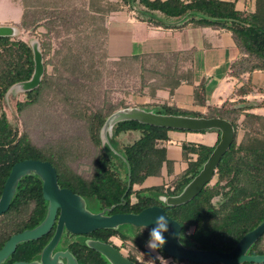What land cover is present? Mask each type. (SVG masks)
<instances>
[{
  "label": "trees",
  "instance_id": "1",
  "mask_svg": "<svg viewBox=\"0 0 264 264\" xmlns=\"http://www.w3.org/2000/svg\"><path fill=\"white\" fill-rule=\"evenodd\" d=\"M237 0H19L22 14L12 25L17 32L0 36V195L11 167L18 161H48L55 168L62 186L83 198L95 199L99 210L108 214L138 213L150 206H161L181 225L180 241L186 247L228 252L250 230L264 220V98H243L264 93L251 83L254 71H264V0H254L252 8H236ZM130 7L143 18L166 27L192 23L228 30L238 48L227 75L240 83L220 105L208 104L206 80L193 83V50L140 55L108 56V14ZM38 43L43 73L39 84L22 90L19 83L34 72L32 43ZM192 85L193 102L205 108L202 113L178 107L171 100L156 97L158 90L172 95L181 85ZM14 87L22 93L15 103L13 123L3 109V98ZM146 97L141 105L134 97ZM229 98H235L231 101ZM140 107L160 114L219 117L229 121L235 132L233 143L223 154L212 183L187 203L172 206L161 196L178 194L202 169L215 145L180 142L185 167L174 172L168 158L171 132L190 130L158 127L136 120L114 124L109 142L125 137L121 156L127 171L122 176L113 160L101 128L109 115L126 107ZM30 114V115H29ZM41 115L56 127L50 136L30 132L25 119ZM41 119V118H40ZM201 130L199 132H205ZM193 132V131H192ZM196 132V131H194ZM41 137V139H38ZM76 157H84L80 168ZM88 158V159H87ZM81 162V161H80ZM172 177L166 182L144 186L149 178ZM138 185V189H134ZM47 212L42 181L36 174L23 176L8 210L0 215V248L15 233L37 226ZM97 229L73 238L67 232L64 244L78 264H110L85 239H95L126 248L127 257L137 264H196L177 260L162 249L157 255L146 248L149 230L138 227L144 241L138 243L120 229ZM53 230L34 240L20 243L15 259L37 258ZM114 238L120 244L114 243ZM66 239V241H65ZM264 255V233L247 251ZM145 256L143 260L139 255ZM162 260H169L163 262ZM219 264V263H207ZM242 264H264L244 262Z\"/></svg>",
  "mask_w": 264,
  "mask_h": 264
},
{
  "label": "water",
  "instance_id": "2",
  "mask_svg": "<svg viewBox=\"0 0 264 264\" xmlns=\"http://www.w3.org/2000/svg\"><path fill=\"white\" fill-rule=\"evenodd\" d=\"M17 32L13 25H0V36H12ZM34 54V72L27 81L19 83L22 90L35 88L43 73L42 55L38 49V43H32ZM123 120H136L141 123L158 127L201 131L218 129L219 141L213 151L204 162L202 169L187 183L176 195L165 196L167 205L177 206L190 201L203 188L206 183H212L215 178V170L223 154L229 149L234 141L235 132L232 124L226 119L219 117H195L186 115L160 114L147 111L140 107H126L115 111L105 120L101 132L105 141L108 142V133H111L115 123ZM28 174H36L42 181V195L47 201V212L44 219L34 228L23 230L13 234L0 248V264L15 251L18 243L38 239L47 234L57 217L56 230L43 247L40 262L19 261L12 264H61L59 258H64L66 264H78L75 257L68 251H52L56 247L63 229L72 234H89L97 229L117 228L123 224L135 227L151 229L154 220L159 215H165L169 221L168 232L164 233L167 243L161 248L168 256L177 260H186L196 264L219 263V264H242L244 262L264 263V255H250L247 253L250 246L255 243L264 233V220L254 229L247 232L228 252L220 250H202L186 247L180 241L181 225L170 218L163 207L150 206L138 213H114L106 215L103 209L98 213H92L85 208L84 200L70 189L60 188L57 182L55 168L48 161L37 159H25L16 162L10 170L0 196V214L5 212L15 192L19 179ZM87 245L102 254L110 264H137L130 260L114 245L95 239H88Z\"/></svg>",
  "mask_w": 264,
  "mask_h": 264
},
{
  "label": "crops",
  "instance_id": "3",
  "mask_svg": "<svg viewBox=\"0 0 264 264\" xmlns=\"http://www.w3.org/2000/svg\"><path fill=\"white\" fill-rule=\"evenodd\" d=\"M17 2L19 5V0ZM253 4L254 0H237L236 8L244 10L252 8ZM135 11L125 6L121 10L112 11L108 14V56L115 58L192 49L193 83L196 85L202 80H206V100L208 104L220 105L229 97L234 87L240 84L236 78L227 75L229 64L239 54L228 30L211 25L200 26L192 23L166 27L146 20L139 12L140 15L136 14ZM250 79L254 87L264 91V71L252 72ZM156 97L162 100L169 99L183 109L205 112L204 107L196 106L193 102L192 85H181L172 95L167 90L160 89L157 91ZM243 98H264V93L253 92L244 95ZM229 99L233 101L235 98ZM134 100L136 104L141 105L147 101V98L136 96ZM252 111L264 113L263 108H254ZM184 140L212 144L206 142L203 138L198 141L186 140L180 135L178 136L177 132H171L168 147L178 146L179 148V154L172 157L168 156V158L174 160L175 173L180 172L186 165L182 161L180 153V142ZM171 178L167 175L156 179L149 177L143 185L161 184ZM138 188V185H134V189Z\"/></svg>",
  "mask_w": 264,
  "mask_h": 264
},
{
  "label": "rangeland",
  "instance_id": "4",
  "mask_svg": "<svg viewBox=\"0 0 264 264\" xmlns=\"http://www.w3.org/2000/svg\"><path fill=\"white\" fill-rule=\"evenodd\" d=\"M18 0H0V25H12L13 23H16L19 21L21 14H22V7L19 4L18 5ZM20 6V7H19ZM136 14H139L138 12L135 11ZM140 15V14H139ZM143 17V16H142ZM10 22V23H8ZM183 22H179L176 25L177 26H183ZM18 33V32H16ZM22 93L20 90H18L16 87H14L9 93L6 94V96L3 98V109L5 110L8 118L15 124H21L23 122V119H18L17 116H15V103L18 99H21ZM135 98V97H134ZM133 102L135 100L133 99ZM30 115V114H29ZM26 116V115H25ZM32 119L28 120L29 117H25L26 122L28 124V128L30 132L33 134L34 137L36 136H50L54 133L56 130V127L49 123L47 120H45L41 115H39V120L36 119V115L31 116ZM41 118V119H40ZM174 132V131H173ZM109 134V133H108ZM177 135L183 137L186 140H199L200 138H203L206 142L208 141L209 143H213L215 140V135H217L216 130H207L205 132H177ZM38 139H41V137H38ZM42 140V139H41ZM123 142H128L125 137L118 138L116 140H112L109 142L108 139V144L109 148L111 150V153L113 155V160L122 176L126 175L127 171V166L124 161V159L121 156V143ZM176 154H179V148L178 146H169L168 147V156L172 157ZM86 158L84 157H76L74 160L79 161L78 163L80 164V168H82V165L84 164L83 160ZM88 159V158H87ZM81 161V162H80ZM86 203V204H85ZM84 204L87 207V210L92 212V213H98L99 211V206L98 203L95 199L91 198L87 202H84ZM119 229L129 236L131 239L135 240L138 243H142L144 241V238L141 233H139L138 227H135L130 224H123L120 225ZM73 238H76L78 240H83L85 237L82 235H76ZM66 241V239H65ZM114 243L118 246L121 243L118 238H114ZM64 244L62 243V240L59 242V246ZM122 248L120 249L122 253L127 255L126 248L121 246ZM147 248V247H146ZM151 251V250H150ZM155 255H157L156 250L152 251ZM139 258L143 260L145 258L144 255L140 254ZM163 262L169 261V260H162ZM148 264H154L151 262Z\"/></svg>",
  "mask_w": 264,
  "mask_h": 264
},
{
  "label": "flooded vegetation",
  "instance_id": "5",
  "mask_svg": "<svg viewBox=\"0 0 264 264\" xmlns=\"http://www.w3.org/2000/svg\"><path fill=\"white\" fill-rule=\"evenodd\" d=\"M38 176V175H37ZM8 177V176H7ZM39 177V176H38ZM22 178V177H21ZM20 178V179H21ZM40 178V177H39ZM7 179V178H6ZM19 179V180H20ZM6 181V180H5ZM19 182V181H18ZM57 182H58V185H59V187L60 188H66V189H70L73 193H75V194H77V195H79L80 197H82L80 194H78V193H76V192H74L71 188H69V187H65V186H62L60 183H59V181H58V176H57ZM4 184H5V182H4ZM4 184H3V187H4ZM17 185H18V183H17ZM16 189H17V186H16ZM16 189H15V191H16ZM3 190V189H2ZM2 193V192H1ZM14 194H15V192H14ZM14 194H13V196H14ZM1 196V195H0ZM12 196V197H13ZM12 199V198H11ZM82 199L84 200V202H87L89 199H87V198H83L82 197ZM45 200V199H44ZM46 201V200H45ZM10 202H11V200H10ZM86 204V203H85ZM47 205H48V203H47V201H46V208H47ZM9 206H10V204H9ZM9 208V207H8ZM85 208L87 209V207H86V205H85ZM8 210V209H7ZM6 210V211H7ZM103 210V209H102ZM102 210H99V211H102ZM5 211V212H6ZM4 213V212H3ZM105 214L106 215H110V214H108V211L106 210L105 211ZM1 215V214H0ZM58 215H59V210L57 211V216H56V219H55V221H54V224H53V226L51 227V229H50V231L48 232V233H50L52 230H53V233H52V236H53V234H54V232H55V230H56V224H57V217H58ZM67 232L68 233H70L69 231H67L65 228L63 229V231H62V234H61V237H60V239H59V241H58V243H57V245H56V247L54 248V250L52 251V254L54 253V252H56V251H65V250H68L69 252H70V250L66 247V245L65 244H62L61 246H59V242L62 240V243L64 242V238H65V236H66V234H67ZM47 233V234H48ZM16 234V233H15ZM70 234H72V233H70ZM46 235V234H45ZM74 236H76V235H82V234H73ZM83 235H85V234H83ZM51 236V237H52ZM73 236V237H74ZM51 239V238H50ZM49 239V240H50ZM74 239H76V238H74ZM78 240V239H77ZM87 240L88 239H85V242H87ZM22 243V242H21ZM48 243V242H47ZM46 243V244H47ZM20 243H18L17 245H16V248H15V250L17 249V247H18V245H19ZM42 251V250H41ZM15 252V251H14ZM13 252V253H14ZM12 253V254H13ZM71 253V252H70ZM12 254H10L3 262H1V264H12V263H15V262H19V261H27V262H31V261H36V262H40V255H41V252H40V254H39V256L37 257V258H34V259H30V260H28V259H15L13 256H12ZM72 254V253H71ZM73 255V254H72ZM61 264H66V260L64 259V258H59V260H58Z\"/></svg>",
  "mask_w": 264,
  "mask_h": 264
},
{
  "label": "clouds",
  "instance_id": "6",
  "mask_svg": "<svg viewBox=\"0 0 264 264\" xmlns=\"http://www.w3.org/2000/svg\"><path fill=\"white\" fill-rule=\"evenodd\" d=\"M160 200L166 201V197L161 196ZM168 229V218L165 215L157 216L154 220V227L149 230V239L146 241V247L151 251L161 249L167 243L164 233L168 232Z\"/></svg>",
  "mask_w": 264,
  "mask_h": 264
},
{
  "label": "built area",
  "instance_id": "7",
  "mask_svg": "<svg viewBox=\"0 0 264 264\" xmlns=\"http://www.w3.org/2000/svg\"><path fill=\"white\" fill-rule=\"evenodd\" d=\"M166 182V181H165Z\"/></svg>",
  "mask_w": 264,
  "mask_h": 264
}]
</instances>
